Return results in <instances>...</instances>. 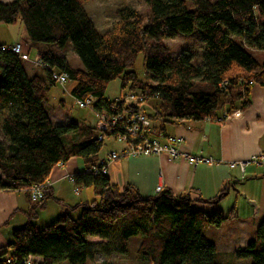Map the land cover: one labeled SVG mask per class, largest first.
Masks as SVG:
<instances>
[{
  "label": "trees",
  "instance_id": "1",
  "mask_svg": "<svg viewBox=\"0 0 264 264\" xmlns=\"http://www.w3.org/2000/svg\"><path fill=\"white\" fill-rule=\"evenodd\" d=\"M86 1H0V24H21L45 67V77L28 78L24 61L0 53V191L41 185L54 167L75 158L86 170L73 178L74 187L92 188L94 194L91 202L66 207L53 224L37 229L32 220L53 199L44 190L27 213V224L13 231L12 241L0 250V264H89L98 254L125 255L135 236L142 264H217L216 246L203 232L220 228L228 218L218 210L226 188L213 199H198L212 207L207 215L192 210L189 193L174 195L165 188L143 198L130 185L119 188L108 175L88 172L99 170L101 134L94 126L52 124L47 96L55 83L50 71L67 74L75 83L70 95L92 97L95 112L130 115L139 110L122 99L117 104L104 98L107 84L117 79L122 90L140 93L143 102L156 100L151 114L140 109L161 133L163 125L244 111L250 106V87L264 88V0H141L147 17L119 9L118 20L104 34L85 12ZM195 31L204 35L200 66L192 63L200 58L197 52L172 56L160 43ZM69 45L81 68L60 56ZM141 53L146 81L133 70ZM77 134L79 140H66ZM78 209L79 216L72 218L70 212ZM254 234L243 249L233 251L234 260L264 264V218Z\"/></svg>",
  "mask_w": 264,
  "mask_h": 264
},
{
  "label": "crops",
  "instance_id": "2",
  "mask_svg": "<svg viewBox=\"0 0 264 264\" xmlns=\"http://www.w3.org/2000/svg\"><path fill=\"white\" fill-rule=\"evenodd\" d=\"M21 43L22 51L29 56L30 49L26 36L21 40L3 42L0 45ZM26 75L45 77L41 71L24 62ZM45 72V71H44ZM250 106L244 111L225 114L216 120L187 121L183 124L163 125V132L183 140L178 151L192 156L211 158L213 164H198L192 167L180 158L170 159L166 154L153 157H125L110 163L108 179L110 184L122 188L125 185L134 187L141 197H153L157 188L168 189L172 194H190L191 208L210 215L211 206L198 202V199L209 200L217 197L225 189V197L220 200L218 210L228 218L222 223L235 219L242 227L236 237L239 247L243 249L255 236L260 221L264 218V88L252 85L249 89ZM144 112L151 107H141ZM54 126L73 123L53 122ZM57 121V120H55ZM95 122V118H94ZM77 124V123H75ZM78 126L93 124L80 123ZM80 136L66 137L68 142L79 140ZM262 158V165L257 163ZM248 162L245 172L231 168V163ZM80 160L71 158L62 166H56L48 177V191L53 199L46 202L32 224L43 229L53 224L66 207L94 200L92 188L76 189L73 178L85 172ZM77 190V191H76ZM34 205L25 191H0V250L12 241V233L24 227L28 222L27 213ZM232 210V212H231ZM78 210L70 212L77 215ZM230 212L232 213L231 215ZM80 213V212H79ZM246 214L248 217L246 218ZM220 227V228H221ZM214 246H216L214 244ZM230 249L231 254L234 250ZM217 252V246H216ZM217 254V253H216ZM38 263L40 262L36 259Z\"/></svg>",
  "mask_w": 264,
  "mask_h": 264
},
{
  "label": "rangeland",
  "instance_id": "3",
  "mask_svg": "<svg viewBox=\"0 0 264 264\" xmlns=\"http://www.w3.org/2000/svg\"><path fill=\"white\" fill-rule=\"evenodd\" d=\"M2 3H10L12 0H0ZM84 10L89 15L92 24L95 25L96 30L100 34H104V32L111 29L113 23L118 20L119 9L129 8L130 10L139 12L142 16L147 17L149 14L148 8L145 3L141 0H87L84 2ZM25 35L24 29L21 24L17 23L14 25H4L0 24V41L10 42L21 40ZM204 35L199 33V31H195L191 36L179 35L170 39L160 40L164 46H166L169 50V53L172 56H177L181 53V51H189V53L197 52L198 55L201 54ZM29 52V60L33 61L37 52L35 48L28 49ZM64 57L66 61L69 63L71 67L81 68V63L79 60L73 55L72 46L69 45L65 52L60 55ZM143 61L144 55L141 53L138 56L134 64V72L136 77L142 81H146L143 70ZM30 62H26L29 64ZM192 63L194 65L200 66L201 63V55L200 58L192 59ZM31 64V63H30ZM32 65V64H31ZM33 66V65H32ZM38 71H41L45 75V72L41 67H34ZM75 86V83L72 81H68L63 86L59 84H55L48 91V112L50 118H54L53 122L66 123L67 119L73 123H85L95 124L94 115L89 109H80L75 104V99L70 95L71 90ZM131 92L129 90H122L120 88V81L117 79L116 81H112L107 84L104 98L106 100H116L118 98L124 99V97H129ZM156 100L151 99L148 102H137L139 108L140 107H150ZM146 113L151 114L148 109H146ZM57 120V121H55ZM72 136V135H70ZM104 145L102 150L100 151V156H106L109 151H118L121 147V144H117L114 141L109 139H104ZM79 212L77 215L73 214L72 218H77L79 216ZM248 217V214L245 216ZM241 225L236 222L235 219H231L221 228H216L210 226L204 230V236L217 246V254H216V263L217 264H248L249 261H236L232 258L230 249L233 248L238 249V245H236L237 240L236 237L239 234L241 229ZM255 238V236H254ZM254 238H250L254 240ZM88 241L98 242L97 238H87ZM251 240V241H252ZM140 243L139 236H135L131 238L127 245V252L123 256H116L105 258L101 255H97L93 261L89 264H99L103 262H111L112 264H142L137 259V247ZM244 247V246H243ZM242 247V248H243ZM38 262V261H36ZM66 264V263H62Z\"/></svg>",
  "mask_w": 264,
  "mask_h": 264
},
{
  "label": "built area",
  "instance_id": "4",
  "mask_svg": "<svg viewBox=\"0 0 264 264\" xmlns=\"http://www.w3.org/2000/svg\"><path fill=\"white\" fill-rule=\"evenodd\" d=\"M10 52L18 56L24 62H30L34 67H41L44 69V65L40 62L38 56L33 61L29 60L26 53L22 51L21 43H15L13 45H0V53ZM51 79L55 84L63 86L68 80V75L65 73L57 72L56 70L50 71ZM252 83H250L251 85ZM125 104L137 105V102H143V96L138 92H131L129 97L122 99ZM120 101V98L116 99V103ZM75 104L80 109H89L95 118V125L97 132H100L101 136L99 140L111 138L117 144H121L118 151H109L106 156H100L98 160V169L92 168L88 172L94 173V175L107 176L108 167L110 163L120 160L121 158L131 157H153L166 154L170 159L175 160L180 158L183 161H187L192 167H196L198 164H213L214 160L211 158H202L201 156H192L188 153H182L178 151V147L183 143V140L177 136H169L164 132H158L154 130L153 122L147 118L142 109L126 115L125 113L109 114L106 111H93L95 100L92 97H88L84 100H76ZM138 106V105H137ZM115 107V106H114ZM139 107V106H138ZM229 116L225 115L224 119ZM109 134V136H107ZM248 162L242 161L240 163H231L229 167H237L242 174L245 172V167ZM257 163L262 165V158L257 160ZM58 166H62L59 164ZM48 188V182L41 185H31L24 189L32 203H37L43 198V192ZM77 191V190H76ZM160 191V187L157 188ZM29 264V260L27 262Z\"/></svg>",
  "mask_w": 264,
  "mask_h": 264
}]
</instances>
